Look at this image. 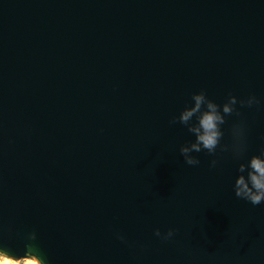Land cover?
I'll return each mask as SVG.
<instances>
[{"label": "water", "instance_id": "obj_1", "mask_svg": "<svg viewBox=\"0 0 264 264\" xmlns=\"http://www.w3.org/2000/svg\"><path fill=\"white\" fill-rule=\"evenodd\" d=\"M199 92L224 123L189 165ZM254 155L264 0H0L1 258L264 264V201L235 195Z\"/></svg>", "mask_w": 264, "mask_h": 264}, {"label": "clouds", "instance_id": "obj_2", "mask_svg": "<svg viewBox=\"0 0 264 264\" xmlns=\"http://www.w3.org/2000/svg\"><path fill=\"white\" fill-rule=\"evenodd\" d=\"M194 105L186 107L180 113L179 121L183 124H188L190 119L196 115L198 116L197 124L190 127V131L196 134V141L190 146H181L180 152L184 157V160L189 165H195L199 163V160L190 152H200L201 149H206L208 152H214L220 137L221 132L218 129V124L224 123V117L217 109V105L211 100L206 101L204 92L193 93ZM232 104L235 103V97H230ZM206 102V110L202 109V105ZM223 112L230 114L232 108L229 104L223 106ZM176 118H173L175 121ZM213 163H215L213 161ZM245 165H240V171L243 172ZM251 185V187L249 186ZM235 195L250 201L252 204H260L264 201V159L259 156H252L249 165L247 180L244 175L238 176L235 181ZM25 264H40L39 260L30 255L26 257Z\"/></svg>", "mask_w": 264, "mask_h": 264}, {"label": "rangeland", "instance_id": "obj_3", "mask_svg": "<svg viewBox=\"0 0 264 264\" xmlns=\"http://www.w3.org/2000/svg\"><path fill=\"white\" fill-rule=\"evenodd\" d=\"M26 260H21V261H12L9 259L1 258L0 257V264H25Z\"/></svg>", "mask_w": 264, "mask_h": 264}]
</instances>
